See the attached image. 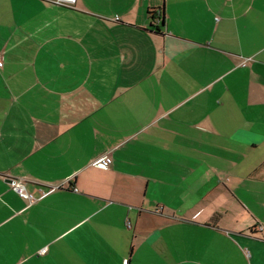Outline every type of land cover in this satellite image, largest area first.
Segmentation results:
<instances>
[{"label":"crops","instance_id":"obj_1","mask_svg":"<svg viewBox=\"0 0 264 264\" xmlns=\"http://www.w3.org/2000/svg\"><path fill=\"white\" fill-rule=\"evenodd\" d=\"M257 225L264 0H0V264H264Z\"/></svg>","mask_w":264,"mask_h":264},{"label":"built area","instance_id":"obj_2","mask_svg":"<svg viewBox=\"0 0 264 264\" xmlns=\"http://www.w3.org/2000/svg\"><path fill=\"white\" fill-rule=\"evenodd\" d=\"M49 1L57 6L66 7V8H75V4L77 0H49ZM91 164L101 168H106L110 166L111 164L110 154L105 153L104 155L95 158L94 160H92ZM9 184L10 187L22 197L28 199L32 198V196L27 192L22 181L10 178ZM127 225L129 226V221H127ZM255 230H257L260 233H264V227L262 225H257ZM259 239L264 241V235H262Z\"/></svg>","mask_w":264,"mask_h":264}]
</instances>
